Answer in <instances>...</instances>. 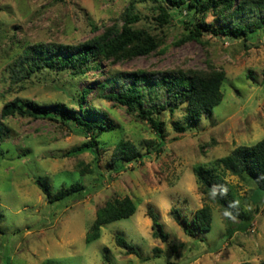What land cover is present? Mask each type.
I'll return each instance as SVG.
<instances>
[{"label": "rangeland", "instance_id": "obj_1", "mask_svg": "<svg viewBox=\"0 0 264 264\" xmlns=\"http://www.w3.org/2000/svg\"><path fill=\"white\" fill-rule=\"evenodd\" d=\"M160 5L172 16L168 24ZM128 14L136 18V28L160 41L150 55L103 61L99 71L86 77L43 70L18 82L12 78L27 47L82 44L118 32ZM187 20L188 12L172 8L168 0H0V121L9 128L0 150V264H264V192L255 181L216 167L235 148L264 138V29L247 42L211 33L191 40ZM206 22L218 25L213 14ZM177 71L224 72V98L196 124L185 120L184 107L157 115L166 139L162 152L149 151L148 141H160L154 128L105 96L130 84L126 78L131 73ZM117 74L120 80L102 86ZM85 87L91 89L85 107L112 128L98 137L106 148L98 147L95 154L80 149L89 141L87 134L50 117L1 118L2 108L15 99L79 110L74 100ZM141 87L146 90L145 83ZM166 99L161 95L146 104ZM120 140L135 144L146 156L116 173L109 160ZM199 166L224 177L236 214L229 218L206 193L195 172ZM38 179L54 192L76 184L83 189L51 203ZM125 198L135 203L136 213L104 225L100 238L87 242L98 213ZM204 206L212 211L211 230L186 233L175 212L187 223ZM149 208L160 217L165 241L152 235ZM119 235L140 255L119 247Z\"/></svg>", "mask_w": 264, "mask_h": 264}, {"label": "trees", "instance_id": "obj_2", "mask_svg": "<svg viewBox=\"0 0 264 264\" xmlns=\"http://www.w3.org/2000/svg\"><path fill=\"white\" fill-rule=\"evenodd\" d=\"M172 8L186 10L188 20L185 28L188 31L187 38L201 40L206 33L215 37H228L231 41H248L249 36L264 29V2H249L246 0H168ZM164 25L170 23L172 18L168 8L159 6ZM210 14L218 20V25L212 27L206 19ZM241 15V16H240ZM136 18L127 16L125 24L118 32L104 33L98 37L78 45H65L56 43L34 44L26 48L18 61L15 63L12 78L18 82L31 77L34 73L43 70L70 71L74 76L86 77L88 73L99 71L103 61L121 60L128 56H146L156 51L160 41L144 29L134 26ZM122 75L109 77L102 83L103 87L115 83ZM130 84H126L118 92L108 93L105 97L114 101L128 110L137 112L138 117L148 121L156 131L160 141L147 142L149 151L162 152L165 135V124L156 116L162 112L174 113L180 107H184L185 120L190 124L198 123L202 117L209 116L213 109L219 105L223 98V87L226 80L224 72L202 71H177L162 73L152 76L145 72H135L127 76ZM264 82V68H263ZM145 83L146 90L141 87ZM91 89L88 87L80 91V96L74 103L79 110L68 108L63 104L50 108L41 106L35 102H24L15 99L7 103L1 110V118L11 116L50 117L60 121L71 128L81 130L90 138L81 150L96 153V150L106 146L98 142V137L112 130L98 113H91L85 107V99ZM166 95L167 99L162 103H154L147 106L149 100L158 99ZM56 116V117H54ZM178 131H181L178 128ZM9 136V128L0 121V150ZM151 153V152H150ZM149 153V154H150ZM146 154H142L135 144L120 140L112 150L109 165L112 171L118 173L127 169L134 162L141 161ZM216 167L224 172L237 176L241 179L249 178L256 182L257 190L264 192V138L249 146H239L229 155L216 161ZM199 183L209 194L213 201L228 213L230 218L236 214V204L233 193L223 176L216 174L212 168L202 166L195 168ZM37 185L46 199L53 203L63 200L74 192L83 189L76 184L70 188H61L54 192L50 185L43 179H38ZM137 211L135 203L125 198L115 199L98 213L97 219L89 233L87 242L100 238L101 228L109 223L132 217ZM179 223L184 226L186 233L192 230L209 231L212 227V211L204 206L196 211L191 221L184 222L179 211H176ZM238 214V213H237ZM148 215L152 220L153 237L167 239L163 230L159 215L153 208L148 209ZM232 230H229V232ZM116 243L131 254L140 255L139 251L123 236H117ZM248 264V263H242Z\"/></svg>", "mask_w": 264, "mask_h": 264}]
</instances>
